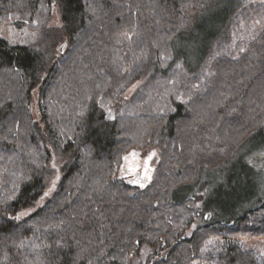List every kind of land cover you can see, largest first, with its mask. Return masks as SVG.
<instances>
[{"label": "trees", "instance_id": "trees-1", "mask_svg": "<svg viewBox=\"0 0 264 264\" xmlns=\"http://www.w3.org/2000/svg\"><path fill=\"white\" fill-rule=\"evenodd\" d=\"M203 2L0 0V25L41 16L30 41L0 35V264H130L143 243L153 250L140 264H264L241 242L264 236V196L189 235L202 211L174 198L264 134V27L227 43L251 7L231 2L190 67L176 41ZM132 82L110 115L105 102ZM145 146L161 154L152 180L116 177L122 155Z\"/></svg>", "mask_w": 264, "mask_h": 264}, {"label": "rangeland", "instance_id": "rangeland-1", "mask_svg": "<svg viewBox=\"0 0 264 264\" xmlns=\"http://www.w3.org/2000/svg\"><path fill=\"white\" fill-rule=\"evenodd\" d=\"M210 1L203 2V4L207 3L205 9H202V6L197 9H188L190 15L197 13V23L194 21V28L190 33L181 41H176L178 53L185 58L190 67L196 66L201 59L210 36L221 24L231 2H249L251 7H248L245 13H240L238 19L230 23L224 35L227 43L234 45L238 39L249 42L264 27V20L258 17L260 14L258 11L264 4V0ZM220 15H222L221 19L216 21ZM24 18L28 19L27 16ZM249 18H251L250 21ZM39 20L41 16H36L33 21H23L20 17L16 20L11 17L0 25V35L12 43L30 41L35 34L34 24ZM59 20L58 10L53 8L51 21L58 23ZM137 85L138 82H132L117 100L105 102L110 115L115 112L116 102L119 101L122 106L127 105ZM160 157V150L157 147H132L122 155V161L115 176L144 187L154 177ZM59 163L60 161L56 158L57 167ZM200 179L199 183L193 187L178 189L174 196L175 199L194 197V205L203 213L196 216L186 230L188 235L196 226L210 220L213 216L223 218L225 215L238 214L242 208L248 207L264 196V134L256 137L250 136L227 160L216 166L205 167ZM212 208L217 211L214 215L211 213ZM207 213L209 217H206ZM241 242L246 248L264 257V236L242 238ZM152 250L153 247L143 243L140 249L132 254L130 264L145 262Z\"/></svg>", "mask_w": 264, "mask_h": 264}, {"label": "water", "instance_id": "water-1", "mask_svg": "<svg viewBox=\"0 0 264 264\" xmlns=\"http://www.w3.org/2000/svg\"><path fill=\"white\" fill-rule=\"evenodd\" d=\"M63 46H60V50H62ZM206 217H209V213H207Z\"/></svg>", "mask_w": 264, "mask_h": 264}]
</instances>
